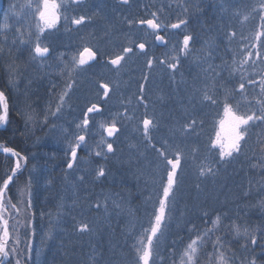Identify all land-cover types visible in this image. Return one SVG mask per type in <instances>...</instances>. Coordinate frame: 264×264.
<instances>
[{"label":"trees","instance_id":"1","mask_svg":"<svg viewBox=\"0 0 264 264\" xmlns=\"http://www.w3.org/2000/svg\"><path fill=\"white\" fill-rule=\"evenodd\" d=\"M27 2L3 0L0 14V43L3 44V51L0 52V91L5 93L9 105L8 122L4 129H0V146L11 147L28 158L9 186V194L14 202L19 200L17 191L20 189L21 194V190L26 189L31 176V211L35 215L30 217V228L21 226L19 244L15 245L24 252V256H11L3 264H15L17 258L21 259V264H135L132 245L149 227L161 190L160 179L164 176L161 158L147 145L140 130V118L145 114V108L136 105L135 94L142 83L145 84L148 102L147 115L154 116L157 123V127L151 131L153 143L160 147L164 140H169L179 145L185 154L175 193V206L171 220L163 227L154 264H180V254L189 238L183 221L194 222L202 229L205 227L202 220L204 212L208 213L205 219L209 220V227L217 213H226L232 221L251 228L264 227V209L259 207V201L264 200V191H261L258 183L261 173L259 169L250 167L251 163L256 162L255 157L249 151L247 154L252 157L251 160L239 156L230 163H217V151L209 153L208 146L219 129L218 121L223 117L222 105L196 103L200 94L195 91L209 82L202 71L207 64L195 61V54L204 41L209 37L215 38V58L211 63L219 65L227 61L231 65L234 56L240 60L242 43L251 44L250 39L242 41L241 37L251 38L259 30L258 14L252 11L253 8L258 9L259 0H224L228 7L225 13L220 12L219 0H199L200 11L192 7L197 0H129L128 5L120 0H102L99 6L84 11V15L88 16L98 13L93 17L101 25L116 20L117 8L126 12L123 23L126 17L150 19V12L153 11L166 23H175L183 13V8L179 6L183 3L189 8L188 13L184 14L188 20L187 27L167 29L166 45L154 42L153 35L145 33L146 25H135L130 31L125 23L117 33L112 32L111 37L104 36V31L97 27L92 31L81 30L64 19L65 15L73 16L76 9L71 10L69 0V12L61 8L57 25L40 36L42 45L50 47V53L46 58L35 61L31 59L34 54L31 49L34 47L38 20L32 15L35 0L31 10L23 7ZM236 12H239L238 16L234 14ZM17 13L20 15L17 16ZM249 14L250 19L244 21L243 17ZM6 23L8 27L4 28ZM18 28L24 32L25 40L29 39V31L33 34L32 43L20 44ZM111 28L115 29V25ZM229 31L237 34L231 43L226 35ZM129 32L136 42L144 40L149 47L146 55L138 50L130 54L117 74L106 61L119 54L122 47L128 46L124 33ZM90 34L95 39H91ZM185 34L193 36L190 42L193 55L184 56L174 50L182 46ZM81 37L85 39L82 41ZM13 39L17 41L16 44L12 43ZM86 43H90L94 50L99 49L97 60L90 61L91 67L84 66L85 71L79 74L69 96L65 97L62 111L56 117L49 116L46 125L26 123L23 113L34 112L42 122L50 104L55 110L58 96L66 83V77L60 74L62 64L58 57L63 53V59L69 60L72 55H78L82 44ZM173 56H179V65L174 73L166 64L158 63ZM152 57L155 58L153 68L149 70L146 62ZM13 62L20 66L15 86L9 83L8 66ZM260 68H264V65L258 64L255 71L258 73ZM248 71L252 72L253 68L248 67ZM144 75L148 76L146 83L142 79ZM239 76V72L233 77H229L227 71L221 73V79L229 88L238 87ZM255 78L258 80L259 75ZM99 82L115 83L119 87L110 92V99L102 101ZM217 94L222 96L223 90L217 88ZM190 95L194 97L192 103H189ZM129 97L133 100L132 105L127 104ZM91 103L101 104L103 110L99 114H89L88 130L80 133L76 125L81 123ZM125 107L135 119L119 117L118 113H123ZM114 117L120 131L114 137H106L101 125L111 122ZM190 119L197 121L195 131L182 134V126ZM52 124L56 125L55 129L51 128ZM260 132L261 128L250 130V146L256 147ZM76 134L86 136V146L78 150L77 162L72 169H68L69 143L74 142ZM102 138L112 142L115 151L98 157L95 152L100 150L97 145ZM193 149H198L194 159ZM201 164H211L216 175L199 176L197 168ZM13 166L14 159L0 153V182L11 173ZM101 167L105 169V175L97 176ZM245 192L248 194L245 195ZM28 198L29 192L25 191L24 200ZM60 203H63V208H58ZM57 212L60 216L56 227L51 238H46L50 221ZM49 213L53 215L49 216ZM181 213H184L183 221L180 219ZM80 222H87L91 230L81 233ZM228 222L224 221L225 224ZM217 234L225 236L231 248L228 254L235 252L236 264L251 254L240 248L244 240L229 234L223 227ZM11 241L9 247L13 246L14 240ZM29 241L30 255L27 251ZM205 251H213L211 243ZM260 252V247H256L255 253ZM89 257H94V261H90ZM205 258L201 254V264ZM259 259L264 261V255Z\"/></svg>","mask_w":264,"mask_h":264},{"label":"snow or ice","instance_id":"2","mask_svg":"<svg viewBox=\"0 0 264 264\" xmlns=\"http://www.w3.org/2000/svg\"><path fill=\"white\" fill-rule=\"evenodd\" d=\"M124 5L129 4V0H120ZM220 2V12L225 13L228 11V7L224 0H219ZM33 0H28V2L23 6L29 10L32 9ZM69 0H35V10L32 15L38 20L36 24L37 34L35 36L34 47H32L31 55L33 61L37 59H43L50 53V47L47 45H42L40 41V36L47 30L54 28L60 20V9L64 8L65 11L68 10ZM71 7L76 8L82 4V0H70ZM183 8V13L177 18L175 23H166L162 20L157 12H150V19H139L134 20L130 18H125L124 22L128 25L129 30L135 25H146L148 29L151 30L154 37V42L160 45H166L168 39L165 35H161V31L165 32L167 29H181V26L187 27L188 20L184 14L188 13L189 8L183 3L179 4ZM196 11H200L199 0L197 3L192 5ZM253 12H257L259 17V25L256 32L252 34L251 38L241 37L242 41L249 40V43H242L240 47V60H237L235 56L233 57L232 64L229 65L227 61H222L221 64L215 65L211 63L214 60L213 51L215 49V38L209 37L203 43V46L198 53L195 54V61L198 64H207V68H202V71L206 73L205 79L209 81L205 83L200 89H195L199 92V99L196 103L205 104L210 103L213 106L222 105L223 119L219 120V128L223 130L225 125H227V134L222 136L221 131H217L215 138L210 140L208 146V151L211 153L213 150L217 151L218 160L217 163H230L239 156H244L245 159L251 160L255 157L256 162L251 163L250 167L252 169H259L261 173V180L258 182L261 191H264V68H260L257 73L255 71L256 66L264 65V0H259V6L252 9ZM239 15V12L234 13ZM17 16L20 13L16 14ZM98 15V13H93V16ZM250 15H245L243 17L244 21L250 19ZM93 16L88 15H78V16H67L64 19L67 20L71 25L85 26L87 22H91ZM255 19V17H252ZM7 23L4 28H7ZM223 27V25H222ZM70 30V29H69ZM20 34L19 42L20 44L32 43L31 37L32 33L29 31V39L25 40L24 32L21 29H17ZM112 28L110 25L106 26L104 31V36L111 37ZM229 43L236 37L235 31H229L226 33ZM91 39H95V36L90 34ZM125 39L128 41V46L121 48L120 53L109 58L106 64L113 66L117 74L122 67V62H124L130 54H135L138 50L141 54H147V49L149 45L144 41L136 42L135 39L129 33H124ZM5 40L7 37L4 38ZM85 38L81 37L83 41ZM193 41V36L190 34H185L182 40V46L174 48L180 54L184 56L193 55V50L190 47V42ZM16 40L13 39L12 43L16 44ZM82 50L78 51V55H72L69 60L63 59V53L60 54L58 60L62 67L60 68V74L66 77V83L63 91L58 96V103L55 104V110H52L51 104L49 105L47 111L43 116L42 122L38 120V114L34 112H26L23 115L26 117V123H30L36 126L37 123L47 124L49 116L56 117L61 111L65 103V97H68L72 91L74 85L76 84V78L80 73L85 71L84 66L88 65L91 67L90 61H96L99 53V49H93L90 43L82 44ZM3 51V44L0 43V52ZM154 57L149 58L146 62V66L149 70L153 68ZM161 65L166 64L167 68L173 73L177 70L179 65V56H173L170 60L161 59L158 61ZM9 83L15 86L17 82V74L19 72L20 66L18 64H10L9 66ZM248 67L253 68L252 72L248 71ZM227 71L229 77H233L237 72L240 73L238 80V87L229 88L227 83L221 79V73ZM259 75V79L255 78ZM142 79L145 83L148 81V76L144 75ZM174 79V77H173ZM118 84H109L106 82H99L98 89L102 90V95L100 99L102 101H107L110 99V92L114 88H118ZM217 88L223 90V95L217 94ZM258 88V91L256 89ZM251 89V91H250ZM251 96V99H249ZM194 97L189 96V103H192ZM135 101L137 106H143L145 108V114L140 118L141 131L143 138L147 141V145L156 151L159 158H161L164 165V176L160 179L161 190L158 193L157 205H154L153 213L151 214V219L149 221V227L143 230L142 235L136 239V242L132 245L135 264H154L153 256L156 252L157 244L160 237L163 235V227L166 223L171 220V213L173 207L175 206V193L179 186V173L183 171L182 161L184 159V152L180 149L179 145H174L169 142V140H164L160 147H156L153 143V137L151 136V131L157 127L155 117H149L147 115L148 102L145 93V84H140L138 91L135 94ZM133 100L129 97L127 104L132 105ZM195 107V105H193ZM8 99L3 91H0V125H6L8 122ZM102 105L98 103H91L87 107L83 114V120L81 123L76 125V128L80 133L87 132L90 119L89 114L101 113ZM121 119L133 120L134 115H129V109L125 107L123 113H118ZM202 123V122H201ZM118 121L114 117L111 122L101 125V128L106 137H114L119 133L120 128L117 126ZM197 121L195 119H190L189 123H186L181 128L182 134H190L191 131H195ZM52 129L56 128L55 124L51 125ZM252 128H261V132L257 135L256 147L250 146L248 141L250 139V130ZM82 146H86V136L84 134L74 135V142L69 143V154L70 159L67 162V168L72 169L74 164L78 159V150ZM100 150L95 152L96 156L104 155L107 153H113L115 151L113 143L109 142L107 138H102L100 144L97 145ZM106 148V152L104 149ZM247 148V151L245 150ZM258 148V152H257ZM5 154H10L15 157L14 166L11 168V173L6 176L0 182V264H3L4 260L11 256L22 257L24 252L19 250L15 245L19 244V239L17 238L12 247H9V242L12 240V232L10 231V220L15 219V224L13 225V230L19 231L17 225H23L24 227H31L30 217L34 216L35 213L31 211L32 201L30 194V187L32 184V177L29 176L28 184L25 191L29 192V198L27 201L17 200L13 201V198L9 194V186L13 184L14 178L21 169V160L25 163L27 162L26 156H21V154L10 147H2ZM198 149H193V159L195 158V153ZM252 153V157L248 156V152ZM199 176L216 175V171L211 164H201L197 168ZM105 169L103 167L99 168L97 176H104ZM83 180V177H80ZM250 188L252 186V181H249ZM199 188V184L196 185ZM248 193L245 192V195ZM23 205V207H21ZM63 203L58 205V208H63ZM119 206V205H117ZM97 208L100 207L99 204L96 205ZM259 207L264 209V200L259 201ZM49 213V216H52ZM60 213L55 214V218L50 221V227L46 233V238H51V234L56 227V222L58 221ZM23 217V219H22ZM184 213H181L180 219L183 221ZM208 213L204 212L202 220L205 227L199 228L194 222L183 221L185 226H187L189 238L188 242L184 246L182 253L180 254L179 260L180 264H201L200 256L201 254L207 257V264H236V254L232 252L231 248L228 246V241L225 236L218 235L221 228L223 227L226 231L236 238L244 240V243L240 245V248L245 252L251 253L245 256L240 264H264L259 257L264 255V227L261 228H251L248 225L240 224L232 221L231 218L227 216L226 213H217L214 219H211V226H207L209 223ZM225 220L229 222L224 223ZM90 226L87 222L79 223V231L85 233L90 231ZM34 234V231H33ZM211 243L213 249L212 252H206L205 249L207 245ZM260 247L261 252L259 254L255 253V248ZM31 242L27 244V251L30 255ZM39 255V253H38ZM90 261H94V257H89ZM15 264H21V259L17 258Z\"/></svg>","mask_w":264,"mask_h":264},{"label":"flooded vegetation","instance_id":"3","mask_svg":"<svg viewBox=\"0 0 264 264\" xmlns=\"http://www.w3.org/2000/svg\"><path fill=\"white\" fill-rule=\"evenodd\" d=\"M102 0H82V4L79 7H76L75 11L72 13L71 10L73 7H71L70 13L73 14V16H78L81 14H85L84 11H90L92 8L99 6V3ZM69 12V9H68ZM126 15V12L122 8H117L116 9V20L115 21H107V23L101 25L98 19H95L93 17L92 21L93 22H87L86 25H90L93 27V25H96L95 27L100 28L101 31H105L106 26L110 25H115V29H112V32L117 33V30L119 28H122L125 23L122 22L123 16ZM76 26V25H75ZM78 27V26H77ZM94 30V27H93ZM98 32V31H96Z\"/></svg>","mask_w":264,"mask_h":264},{"label":"rangeland","instance_id":"4","mask_svg":"<svg viewBox=\"0 0 264 264\" xmlns=\"http://www.w3.org/2000/svg\"><path fill=\"white\" fill-rule=\"evenodd\" d=\"M218 131H221L222 136H226L227 134V125H225V128L223 130H221L220 128L218 129ZM23 165V161L21 160V167ZM18 196H19V200H24L25 199V190H21V194H20V189H18ZM25 201V200H24ZM21 207H23V205H21ZM23 219V217H22ZM15 219L10 220V231L12 232V240H16L17 238L19 239V235H20V230L22 229V224L21 225H17V227L19 228V231H15L13 230V225L15 224ZM162 237L160 238L159 242L161 241ZM12 242V241H11ZM158 242V243H159ZM10 246V243H9ZM159 251V248L156 247V252ZM155 255V253H154ZM155 258V256H153V259ZM154 261V260H153ZM202 261V260H201ZM206 263L207 264V258L204 259V261L202 262V264ZM151 264V262H150Z\"/></svg>","mask_w":264,"mask_h":264},{"label":"bare ground","instance_id":"5","mask_svg":"<svg viewBox=\"0 0 264 264\" xmlns=\"http://www.w3.org/2000/svg\"><path fill=\"white\" fill-rule=\"evenodd\" d=\"M162 10L165 12V10L163 9V7H162ZM130 18V17H129ZM95 26L96 25H93V27L95 28ZM139 26H145V25H139ZM93 27L92 26H90V25H85V26H78V28H80L81 30H86V31H92L93 30ZM146 31H145V33H147L149 36L150 35H152V32H151V30L150 29H148V28H146L145 29ZM161 35H165V31L164 30H162L161 31V33H160ZM154 49H156V48H154ZM257 67V66H256ZM222 119H223V117H222ZM219 122V121H218ZM218 125H219V123H218ZM6 126H3V125H0V129H4ZM2 147H5V146H0V149H2ZM11 148V147H10ZM13 149V148H12ZM16 151V150H15ZM0 153L1 154H4V155H8V156H11L10 154H5V153H3V152H1L0 151ZM22 156V155H21ZM12 157V156H11ZM13 159H14V162H15V157H12ZM23 161V160H22ZM23 167H24V161H23V165H22V167H21V169L20 170H22L23 169Z\"/></svg>","mask_w":264,"mask_h":264},{"label":"water","instance_id":"6","mask_svg":"<svg viewBox=\"0 0 264 264\" xmlns=\"http://www.w3.org/2000/svg\"><path fill=\"white\" fill-rule=\"evenodd\" d=\"M2 8H3V0H0V14H1ZM3 126H6V125H3ZM0 151L3 152L2 150Z\"/></svg>","mask_w":264,"mask_h":264}]
</instances>
